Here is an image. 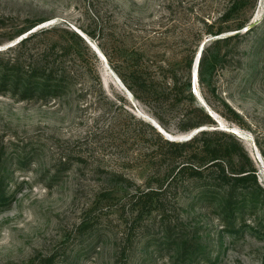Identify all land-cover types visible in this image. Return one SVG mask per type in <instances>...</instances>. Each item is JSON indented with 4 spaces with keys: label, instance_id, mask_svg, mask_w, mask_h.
Here are the masks:
<instances>
[{
    "label": "rangeland",
    "instance_id": "rangeland-1",
    "mask_svg": "<svg viewBox=\"0 0 264 264\" xmlns=\"http://www.w3.org/2000/svg\"><path fill=\"white\" fill-rule=\"evenodd\" d=\"M235 1L0 0V66L26 77L52 54L72 73L57 97L0 93V264H264V0L242 4L253 29L206 33ZM216 40L208 88L192 92L239 141L255 179L233 191L208 171L178 179L166 216L144 212L131 194L168 171L147 169L160 163L159 122L128 89L119 48L130 60L144 61V47L148 61H183Z\"/></svg>",
    "mask_w": 264,
    "mask_h": 264
},
{
    "label": "trees",
    "instance_id": "trees-1",
    "mask_svg": "<svg viewBox=\"0 0 264 264\" xmlns=\"http://www.w3.org/2000/svg\"><path fill=\"white\" fill-rule=\"evenodd\" d=\"M244 2L245 0L235 1L221 19L224 25L214 28L213 24H206L208 27L206 33L216 36L246 28L249 19L240 17ZM75 36L84 43L79 36ZM223 41L216 40L202 50L198 67V82L202 89L206 86L208 88L209 76L211 80L217 60V56H214L215 63H212L209 51L212 48L219 49ZM143 48L138 47V50L144 61L130 60L127 55L128 48H119L122 58L129 59L127 68L131 85H127L128 89L136 98L152 104L155 110L153 114L165 131L170 132L171 122L178 133L189 134L199 131L191 139L182 142L170 141L154 131L159 140L154 149L155 158L160 163L151 159L152 165L147 164V169L168 172L164 173L165 177H161V173L151 175L145 184L138 185L131 194L130 202L144 212L151 213L157 210L166 216L168 194L170 188L174 186V181L178 179L202 178L204 172L208 171L210 178L222 186L230 187L231 191L245 186L250 176L255 179V169L239 141L233 135L217 128L214 119L200 106L192 92L193 63L199 48L191 56H185L183 61L168 59L148 61ZM102 52L109 64L115 66L116 53L110 54L103 48ZM52 56V54L46 56L42 63L31 67V72H28L29 76L26 77H22L19 69L14 70L8 65L0 66V93L13 86L15 92L23 90L21 98L47 99L61 95L64 89L70 86L72 73ZM114 70L121 77L118 70ZM207 90L211 94L215 93L214 88ZM224 105L231 111L227 104ZM228 204L232 210L239 207V203L232 201H228Z\"/></svg>",
    "mask_w": 264,
    "mask_h": 264
},
{
    "label": "water",
    "instance_id": "water-1",
    "mask_svg": "<svg viewBox=\"0 0 264 264\" xmlns=\"http://www.w3.org/2000/svg\"><path fill=\"white\" fill-rule=\"evenodd\" d=\"M258 24V22H253L249 25H247V27L245 29L250 30L251 28L255 27L256 25ZM75 31L85 40H87L86 38V35L81 32L80 30L78 29H75ZM202 50H203V46H201L195 56V59H194V63H193V70H192V83H193V86L195 88V83L197 85L198 83V67H199V61H200V58H201V54H202ZM211 117L214 118L213 114L209 111H207ZM152 125L163 135L165 136L168 140L170 141H178V142H182V141H187L189 139H191L199 130H196L194 132H191L187 135H176V136H173L169 133H167L155 120H153V123ZM203 130V129H201Z\"/></svg>",
    "mask_w": 264,
    "mask_h": 264
},
{
    "label": "bare ground",
    "instance_id": "bare-ground-1",
    "mask_svg": "<svg viewBox=\"0 0 264 264\" xmlns=\"http://www.w3.org/2000/svg\"><path fill=\"white\" fill-rule=\"evenodd\" d=\"M245 30H247V29H245ZM196 84V83H195Z\"/></svg>",
    "mask_w": 264,
    "mask_h": 264
}]
</instances>
